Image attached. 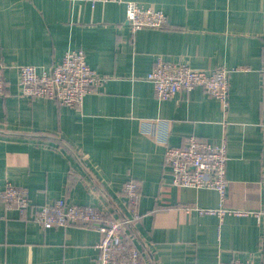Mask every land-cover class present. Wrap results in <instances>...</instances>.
<instances>
[{
	"label": "crops",
	"instance_id": "crops-1",
	"mask_svg": "<svg viewBox=\"0 0 264 264\" xmlns=\"http://www.w3.org/2000/svg\"><path fill=\"white\" fill-rule=\"evenodd\" d=\"M162 11L171 27L131 31L123 4L74 0H0V190L10 182L36 205L64 199L115 217L127 215L122 188L141 183L142 219L124 239L147 264H264V0H129ZM83 49L108 78L81 107L21 93L17 67L49 71ZM184 62L230 75V106L202 88L167 100L147 75L155 61ZM170 123L169 144L190 136L227 140V192L174 187L164 148L143 122ZM242 214L202 215L185 208ZM261 214L260 218L257 216ZM100 234L79 225L45 229L0 202V264H98Z\"/></svg>",
	"mask_w": 264,
	"mask_h": 264
},
{
	"label": "built area",
	"instance_id": "built-area-1",
	"mask_svg": "<svg viewBox=\"0 0 264 264\" xmlns=\"http://www.w3.org/2000/svg\"><path fill=\"white\" fill-rule=\"evenodd\" d=\"M89 3L95 7L99 3L123 4L126 7V21L133 33L142 29L162 30L171 27L166 14L162 11L144 6L129 0H74ZM0 65V98L6 93L5 69ZM21 93L30 98L46 99L61 106L81 107L86 96L96 94L108 80L97 74L87 61L83 49L69 50L60 63L49 71H39L35 66L17 67ZM249 70L239 67H225L213 71L195 69L184 62L174 63L158 57L147 80L153 84L155 96L167 100L182 92L202 88L207 94L216 98L224 113L228 112L230 75ZM141 132L154 138L164 148V162L172 178L174 187L196 190H214L222 201L227 192V140L224 137L220 144H212L198 136H190L184 147H173L169 144L170 123L165 120H149L142 124ZM122 195L127 215L115 217L107 211L91 205H76L64 199L52 203L36 205L25 188L8 182L0 190V202L6 210H15L29 221L45 229L79 225L94 228L100 234L96 245L98 264H147L143 253L124 239L127 228L133 227L142 219L140 212L141 183L128 180ZM188 212L197 210L202 215L242 214L225 209H201L195 205L185 208ZM264 213V212H263ZM259 218L261 214L257 215ZM264 224V216H263ZM264 252V232L259 244V253ZM216 264H257L254 260L243 262L232 260L219 261ZM261 264V263H259Z\"/></svg>",
	"mask_w": 264,
	"mask_h": 264
}]
</instances>
